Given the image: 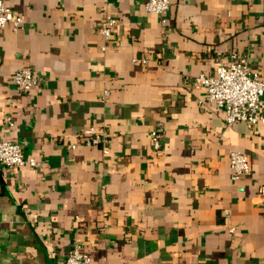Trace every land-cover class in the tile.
Instances as JSON below:
<instances>
[{"label":"crops","instance_id":"1","mask_svg":"<svg viewBox=\"0 0 264 264\" xmlns=\"http://www.w3.org/2000/svg\"><path fill=\"white\" fill-rule=\"evenodd\" d=\"M144 1L5 0L23 23L0 28V139L36 165L0 164V264H62L74 241L91 264L264 263V120L227 125L191 85L232 53L264 78V0ZM27 65L29 93L12 82ZM88 126L107 152L68 147ZM229 151L248 174L232 179Z\"/></svg>","mask_w":264,"mask_h":264},{"label":"built area","instance_id":"2","mask_svg":"<svg viewBox=\"0 0 264 264\" xmlns=\"http://www.w3.org/2000/svg\"><path fill=\"white\" fill-rule=\"evenodd\" d=\"M170 6L169 0H145L143 8L146 12L163 15ZM23 17L16 10L10 8L5 0H0V28L10 25L16 31L21 27ZM117 20L109 13H105L99 35L103 39L102 49L112 37ZM133 61L146 62V58H133ZM12 82L21 92L29 93L36 86L38 77L30 66H23L12 74ZM191 85L205 90V99L212 104L216 113L222 115L225 124L237 121L245 123L248 127L264 120V78L249 70L247 58L235 53L230 54L227 64H219L213 74L199 73L191 78ZM104 92L102 98L106 96ZM199 102H201L199 100ZM6 123L11 125V119L6 118ZM1 125V124H0ZM161 126L158 124L150 130L151 147L153 150L161 148ZM110 134L99 126H88L81 132L78 143L69 144L74 148L78 144L85 146H105ZM0 164L6 167L34 166L36 160L23 156L21 145L14 141L0 139ZM229 166L232 179L248 174L250 167L247 156L240 151H229ZM258 195L264 196V186H260ZM62 264H91L90 255L83 250L78 241H74ZM264 264V263H263Z\"/></svg>","mask_w":264,"mask_h":264}]
</instances>
